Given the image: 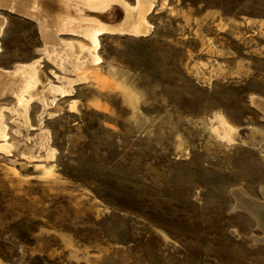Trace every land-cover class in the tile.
<instances>
[{
    "label": "rangeland",
    "instance_id": "374dc122",
    "mask_svg": "<svg viewBox=\"0 0 264 264\" xmlns=\"http://www.w3.org/2000/svg\"><path fill=\"white\" fill-rule=\"evenodd\" d=\"M3 1L0 264H264V0Z\"/></svg>",
    "mask_w": 264,
    "mask_h": 264
},
{
    "label": "bare ground",
    "instance_id": "6f19581e",
    "mask_svg": "<svg viewBox=\"0 0 264 264\" xmlns=\"http://www.w3.org/2000/svg\"><path fill=\"white\" fill-rule=\"evenodd\" d=\"M4 1H7V0H4ZM107 1L108 0H41L42 2L41 3V8H42L41 14L32 13L31 9L29 8L30 2L28 0H9L8 2L4 3L2 6L6 8H10L16 13L23 14L25 16L31 17L32 19L38 21L40 23L45 39L52 38V35H55L53 34V31L55 30H59L60 32L80 33L82 35H85V36H88L94 39L93 38L94 33L90 31V29L94 26L85 24L84 25L85 28L82 29L81 27L82 25L70 24L71 25V28H70V26L68 27L67 25L64 26V25L59 24L60 18H61L60 16H67V17L71 16L72 17L76 15L82 19L97 18L95 16L93 17V16L86 15L85 14L86 10L77 11L76 9H74L73 5L75 4L80 7H84V8H89V7L96 8L95 12H101L111 7V6H108V8H104V10L103 9L97 10V9H100L97 7L106 5ZM147 1L148 0H140V4L144 6H142L141 11L139 12V16H138L139 23L136 24L131 30L132 33H135L140 36L146 35L149 32L148 23L146 22V16L150 12L152 4L147 5ZM119 22H116V23L107 22V24L109 26H118L117 24ZM3 26H4V20H0V33L2 31ZM120 28L123 29V27H120ZM104 30L115 31L116 29L106 28V29H101L99 31H104ZM54 42H58V40ZM19 71L22 72L23 70L21 69ZM7 75H8L7 72L0 71V83L7 80L8 78ZM234 194L237 198L238 204L241 205V208L245 207L246 209H248L250 213H252V215H254V217L258 221H260L261 224L264 223V209L263 208L261 209V206L263 205V203L258 202L257 200L249 197L242 191H236Z\"/></svg>",
    "mask_w": 264,
    "mask_h": 264
}]
</instances>
